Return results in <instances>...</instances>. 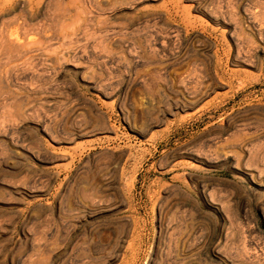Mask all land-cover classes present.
Returning <instances> with one entry per match:
<instances>
[{"label": "rangeland", "instance_id": "1", "mask_svg": "<svg viewBox=\"0 0 264 264\" xmlns=\"http://www.w3.org/2000/svg\"><path fill=\"white\" fill-rule=\"evenodd\" d=\"M18 1L0 264H264V0Z\"/></svg>", "mask_w": 264, "mask_h": 264}, {"label": "bare ground", "instance_id": "2", "mask_svg": "<svg viewBox=\"0 0 264 264\" xmlns=\"http://www.w3.org/2000/svg\"><path fill=\"white\" fill-rule=\"evenodd\" d=\"M20 1H21V0H20ZM20 1H18V2H20ZM36 1H37V0H36ZM41 1H42V0H38V3L41 4ZM43 1H44V0H43ZM43 1H42V3H43ZM10 2H11V1H9V3H10ZM28 2H29L30 5H32L33 3H35L34 0H29ZM11 3L14 4L15 2H14V3L11 2ZM24 3H25V1H24ZM26 3H27V0H26ZM39 4H38V5H39ZM8 5L10 6V4H8ZM21 5H23V4H21ZM33 5H34V4H33ZM41 5H42V4H41ZM0 7H1V6H0ZM23 7H24V6H23ZM259 7H260V6H259ZM36 8H37V6H36ZM41 8H42V7H41ZM1 9L4 10L3 7H2ZM5 9H6V7H5ZM33 9H34V8H33ZM26 10H27V9H26ZM28 12H29V10H28ZM19 15H20V14H19ZM24 17H25V16H24ZM24 17H23V18H24ZM23 18H22V19H23ZM22 19H21V20H22ZM24 19H25V18H24ZM19 20H20V19H18V23H19ZM25 20H27V19H25ZM41 20H42V19H41ZM13 21H14V20H13ZM21 22H22V21H20V23H21ZM23 22H24V21H23ZM23 22H22V23H23ZM9 23H10V22H9ZM15 23L17 24V21H16ZM37 23H39L38 25H40V22H37ZM42 23L44 24V22H41V25H40V26L44 29V25L42 26ZM24 24H25V23H23V25H24ZM27 24H29V22H28ZM32 24H33V23H32ZM21 25H22V24H21ZM23 25H22V26H23ZM38 25H37V26H38ZM17 26H18V25H17ZM19 26H20V25H19ZM40 26H38L37 29H38ZM3 27H4V26H3ZM24 27H27L28 29H27V28H25V29H24V28H20V29H24L23 32L26 33V32H29V31H30V30H29V29H30L29 27H31V25H30V26H26V24H25ZM32 27H33V26H32ZM41 27H40V28H41ZM256 27H257V26H256ZM6 28H7V27H6ZM14 29H17V28H14ZM31 29H32V28H31ZM37 29H36V33H37ZM1 30H2V29H1ZM5 30H7V29H5ZM5 30H3V31H5ZM12 30H13V29H11V33H12ZM17 30H19V29H17ZM25 30H28V31H25ZM41 30H42V29H41ZM32 31H33V29H32ZM38 31H39V30H38ZM42 31H43V30H42ZM260 31H261V30H260ZM17 32H18V31H17ZM30 32H31V31H30ZM30 32H29V33H30ZM40 32H41V31H40ZM40 32H39V33H40ZM1 33H2V31H1ZM7 33H8V32H7ZM11 33H10L9 35H11ZM19 33L21 34L20 31H19ZM39 33H38V34H39ZM42 33H43V32H41L40 34H42ZM12 34H13V33H12ZM31 34H32V33H31ZM38 34H37V35H38ZM5 35H6V34H5ZM15 35H16V36H14V37L16 38V37H17V33H16ZM23 35H24V37H25V39H26L27 36H25V35H28V34H23ZM23 35H20V36H23ZM43 35H44V33H43ZM3 36H4V33H3ZM39 36H40V35H38V38H35V39H38V44H37V46H36V45H35V46L38 48V50H39L40 53H41V52L44 50V49H43V46H44V45H43V42H44V41H43V39H41ZM14 37H13V38H14ZM2 38H3V37H2ZM8 38H9V37H8ZM13 38H12V39H13ZM18 39H19V37L17 38V40H18ZM20 39H21V37H20ZM29 39H30V38H29ZM35 39L33 40V38H31L32 41H35ZM5 40H7V39L5 38ZM8 40H11V39L9 38ZM27 40H28V38H27ZM12 41H13V40H11V43H12ZM15 41H16V39H15ZM15 41H13V42H15ZM19 41H20V40H19ZM25 41H26V40H21V41L18 42V43H17V41H16L17 44H16V46H15L14 49L16 50V52H19V56L21 55V52L23 51V49L25 50V48L27 49V47H30V46H28V44H29L30 42L28 43V42H25ZM35 42H36V41H35ZM35 42H34V43H35ZM6 44H7V43H6ZM8 44L10 45V42H9ZM14 44H15V43H14ZM11 45H13V44H11ZM30 45H31V44H30ZM31 46H32V45H31ZM33 46H34V45H33ZM35 46H34V47H35ZM11 47H12V46H11ZM13 47H14V46H13ZM34 47H33L32 49H34ZM10 49H11V48H10ZM25 51H27V50H25ZM35 51H36V50H35ZM27 52H30V51H27ZM36 52H37V51H36ZM14 54H15V53H14ZM24 54H25V53H24ZM17 55H18V54H17ZM17 55H16V56H17ZM22 55H23V53H22ZM22 55H21V56H22ZM28 55H29V54H28ZM37 55H38V54H37ZM39 55H41V54H39ZM16 56H15V57H16ZM17 57H18V56H17ZM31 57H32V56L29 55V57H27V58L29 59V58H31ZM27 58H26V59H27ZM32 58H33V57H32ZM32 58H31V60H30V59H29V60L27 59V60L29 61V63H31L30 61H32ZM34 58H35V57H34ZM18 59H19V57H18ZM36 59H37V58H36ZM23 60H24V59H23ZM27 60H25V61L28 62ZM33 60H34V59H33ZM32 62H33V61H32ZM21 63H22V61H21ZM26 65H27V64H26ZM23 67H24V66H23ZM18 113H19V112H18ZM258 259H259V258H258Z\"/></svg>", "mask_w": 264, "mask_h": 264}]
</instances>
